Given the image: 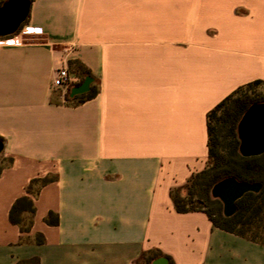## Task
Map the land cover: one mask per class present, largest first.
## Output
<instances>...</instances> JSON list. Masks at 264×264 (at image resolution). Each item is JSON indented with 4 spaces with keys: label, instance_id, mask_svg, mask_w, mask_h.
<instances>
[{
    "label": "crops",
    "instance_id": "0c3cea01",
    "mask_svg": "<svg viewBox=\"0 0 264 264\" xmlns=\"http://www.w3.org/2000/svg\"><path fill=\"white\" fill-rule=\"evenodd\" d=\"M24 25L41 35L0 45V264H264L169 197L206 166V113L264 82V0H33ZM74 62L96 89L76 106L52 87ZM44 177L21 234L9 210Z\"/></svg>",
    "mask_w": 264,
    "mask_h": 264
},
{
    "label": "trees",
    "instance_id": "16d2710c",
    "mask_svg": "<svg viewBox=\"0 0 264 264\" xmlns=\"http://www.w3.org/2000/svg\"><path fill=\"white\" fill-rule=\"evenodd\" d=\"M4 1L0 0V5ZM25 23L26 21L23 24ZM73 71L80 77L76 86H79L83 80L92 82L89 71L79 62H74ZM259 85H264V82L254 81L238 87L206 113V166L203 170L192 174L184 185L171 189L169 197L175 212H202L213 227L264 247V153L254 157H241L238 153L239 141L236 134L237 123L245 110L253 103L264 102V95L255 97L248 93V90ZM70 92L69 89L65 100L76 106L90 99L96 93V89L88 86L83 93L71 95ZM226 177L261 186L258 193H245L236 201V212L231 217L223 216L220 201L210 195L212 186ZM49 181L50 178L46 177L31 180L25 188V194L12 204L8 220L18 227L21 234H27L30 230L35 210L33 198ZM50 215L51 213L44 219L46 223H51ZM29 240L30 238L22 236L18 242L24 243ZM32 241L40 244L43 243V238L40 234H35ZM158 258L165 259L166 264H173L168 256L158 250L142 253L135 264H152Z\"/></svg>",
    "mask_w": 264,
    "mask_h": 264
},
{
    "label": "water",
    "instance_id": "95a60500",
    "mask_svg": "<svg viewBox=\"0 0 264 264\" xmlns=\"http://www.w3.org/2000/svg\"><path fill=\"white\" fill-rule=\"evenodd\" d=\"M30 8L29 0H5L0 5V37L14 34L26 21ZM88 80L71 90L70 94H80L86 90ZM239 141L238 153L248 158L264 153V102L251 104L242 114L236 126ZM3 142L0 140V153ZM261 186L257 183L249 184L237 181L233 177H226L215 183L210 195L220 201L224 217H231L236 212L235 203L245 193H258ZM166 260L158 258L152 264H165Z\"/></svg>",
    "mask_w": 264,
    "mask_h": 264
},
{
    "label": "built area",
    "instance_id": "2783aa9c",
    "mask_svg": "<svg viewBox=\"0 0 264 264\" xmlns=\"http://www.w3.org/2000/svg\"><path fill=\"white\" fill-rule=\"evenodd\" d=\"M40 35V30L23 24L14 34L6 37H0V45L5 47H19L24 45L26 41L35 39ZM76 82V77L72 75L64 66L56 71V75L52 82V87L67 90L73 87Z\"/></svg>",
    "mask_w": 264,
    "mask_h": 264
},
{
    "label": "rangeland",
    "instance_id": "374dc122",
    "mask_svg": "<svg viewBox=\"0 0 264 264\" xmlns=\"http://www.w3.org/2000/svg\"><path fill=\"white\" fill-rule=\"evenodd\" d=\"M248 93L254 95L255 97H261L264 95V85H259L253 89H250L248 90ZM2 164H6V163L1 162V165Z\"/></svg>",
    "mask_w": 264,
    "mask_h": 264
}]
</instances>
